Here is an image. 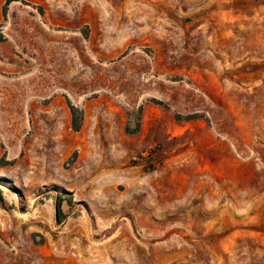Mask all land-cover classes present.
Wrapping results in <instances>:
<instances>
[{"label": "rangeland", "instance_id": "rangeland-1", "mask_svg": "<svg viewBox=\"0 0 264 264\" xmlns=\"http://www.w3.org/2000/svg\"><path fill=\"white\" fill-rule=\"evenodd\" d=\"M0 0V264H264V0Z\"/></svg>", "mask_w": 264, "mask_h": 264}, {"label": "trees", "instance_id": "trees-1", "mask_svg": "<svg viewBox=\"0 0 264 264\" xmlns=\"http://www.w3.org/2000/svg\"><path fill=\"white\" fill-rule=\"evenodd\" d=\"M12 1H14V0H7L6 1V4L8 5L10 2H12Z\"/></svg>", "mask_w": 264, "mask_h": 264}]
</instances>
